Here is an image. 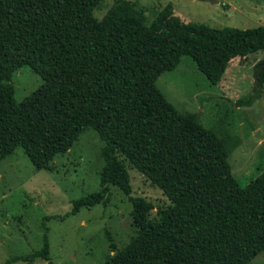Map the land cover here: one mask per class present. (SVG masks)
Masks as SVG:
<instances>
[{
  "label": "trees",
  "instance_id": "obj_1",
  "mask_svg": "<svg viewBox=\"0 0 264 264\" xmlns=\"http://www.w3.org/2000/svg\"><path fill=\"white\" fill-rule=\"evenodd\" d=\"M103 0H0V161L21 147L34 169H50L86 129L103 141L97 193L73 201L70 214L106 204L110 187L132 203L137 236L103 264H248L264 250V171L241 186L230 145L193 113L180 112L156 86L190 57L211 84L229 63L264 50V26L211 28L185 23L167 6L148 21L128 0L102 19ZM256 70L249 106L260 96ZM29 66L41 85L17 102L13 74ZM127 161L173 204L155 222L151 204L131 197ZM49 256L40 251L7 261Z\"/></svg>",
  "mask_w": 264,
  "mask_h": 264
},
{
  "label": "rangeland",
  "instance_id": "obj_2",
  "mask_svg": "<svg viewBox=\"0 0 264 264\" xmlns=\"http://www.w3.org/2000/svg\"><path fill=\"white\" fill-rule=\"evenodd\" d=\"M144 12L148 21L167 6L185 23L211 28L248 29L264 26V0H128ZM117 0H103L93 16L100 20ZM264 62V50L233 59L222 78L211 84L190 57H182L172 71L162 73L156 86L178 111L193 113L199 123L230 145L228 163L241 186L264 171V84L260 96L247 106L241 101L253 95L256 70ZM264 67V63L259 67ZM42 83L29 67L12 77L14 99L22 101ZM103 141L86 129L50 169L35 170L21 147L0 161V264L40 251L46 234L54 264H103L138 234L132 220V203L117 187H110L106 204L81 208L70 214L73 201L99 192L100 155ZM131 197L151 204L145 221L155 222L173 204L121 154ZM11 264H48L36 258ZM248 264H264V250Z\"/></svg>",
  "mask_w": 264,
  "mask_h": 264
},
{
  "label": "water",
  "instance_id": "obj_3",
  "mask_svg": "<svg viewBox=\"0 0 264 264\" xmlns=\"http://www.w3.org/2000/svg\"><path fill=\"white\" fill-rule=\"evenodd\" d=\"M211 1L215 2V1H217V0H211Z\"/></svg>",
  "mask_w": 264,
  "mask_h": 264
}]
</instances>
